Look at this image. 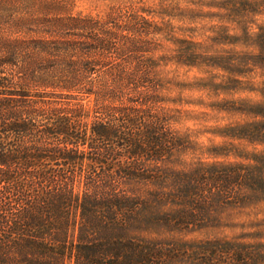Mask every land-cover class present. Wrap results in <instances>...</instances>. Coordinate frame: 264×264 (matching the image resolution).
I'll use <instances>...</instances> for the list:
<instances>
[{
	"label": "trees",
	"instance_id": "16d2710c",
	"mask_svg": "<svg viewBox=\"0 0 264 264\" xmlns=\"http://www.w3.org/2000/svg\"><path fill=\"white\" fill-rule=\"evenodd\" d=\"M144 20L118 9L91 17L70 0H0V264L170 259L130 234L140 202L115 177L136 175L128 156L140 146L156 157L171 144L143 56ZM130 124L140 134H117ZM113 139L133 149L123 154ZM87 171L75 193L73 178Z\"/></svg>",
	"mask_w": 264,
	"mask_h": 264
},
{
	"label": "rangeland",
	"instance_id": "374dc122",
	"mask_svg": "<svg viewBox=\"0 0 264 264\" xmlns=\"http://www.w3.org/2000/svg\"><path fill=\"white\" fill-rule=\"evenodd\" d=\"M70 1L91 17L146 19L143 56L171 144L156 157L139 145L128 156L136 175L115 173L140 202L130 234L158 242L166 264H264V0ZM135 126L117 134L136 137ZM80 173L75 193L85 192Z\"/></svg>",
	"mask_w": 264,
	"mask_h": 264
}]
</instances>
